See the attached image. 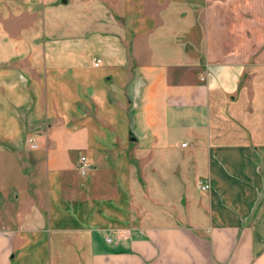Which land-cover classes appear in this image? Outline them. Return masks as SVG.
Wrapping results in <instances>:
<instances>
[{
    "label": "crops",
    "instance_id": "crops-1",
    "mask_svg": "<svg viewBox=\"0 0 264 264\" xmlns=\"http://www.w3.org/2000/svg\"><path fill=\"white\" fill-rule=\"evenodd\" d=\"M255 1L0 0V264H264Z\"/></svg>",
    "mask_w": 264,
    "mask_h": 264
},
{
    "label": "built area",
    "instance_id": "built-area-1",
    "mask_svg": "<svg viewBox=\"0 0 264 264\" xmlns=\"http://www.w3.org/2000/svg\"><path fill=\"white\" fill-rule=\"evenodd\" d=\"M101 64V59H96L93 61V65L94 66H99ZM29 141V144L32 148H35L37 146V143L35 141L34 138H29L28 139ZM187 143H182L183 146H185ZM91 167V164L88 160V158L84 155H80L78 158H77V161H76V168H77V171L79 172L80 175L84 176L87 174V172L89 171ZM199 189L201 191H207L209 189V183L208 182H199ZM108 241L111 240V238H107Z\"/></svg>",
    "mask_w": 264,
    "mask_h": 264
},
{
    "label": "rangeland",
    "instance_id": "rangeland-1",
    "mask_svg": "<svg viewBox=\"0 0 264 264\" xmlns=\"http://www.w3.org/2000/svg\"><path fill=\"white\" fill-rule=\"evenodd\" d=\"M242 4L247 5L249 7L250 2L249 1H245L242 2ZM252 7L254 6V4H256L257 10H258V24H259V31H261V25H262V20H264V0H256L255 2H252ZM264 35H262L261 32H259L258 34V38L259 39H263Z\"/></svg>",
    "mask_w": 264,
    "mask_h": 264
}]
</instances>
